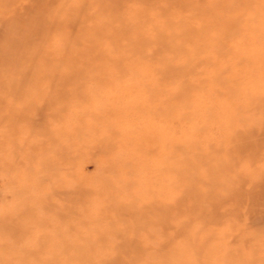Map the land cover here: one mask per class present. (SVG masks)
<instances>
[{
    "label": "rangeland",
    "instance_id": "obj_1",
    "mask_svg": "<svg viewBox=\"0 0 264 264\" xmlns=\"http://www.w3.org/2000/svg\"><path fill=\"white\" fill-rule=\"evenodd\" d=\"M177 1L0 0V264H264V0ZM207 12L235 24L193 37L218 69L172 28ZM146 76L172 98L162 179L131 156L136 121L103 123Z\"/></svg>",
    "mask_w": 264,
    "mask_h": 264
},
{
    "label": "bare ground",
    "instance_id": "obj_2",
    "mask_svg": "<svg viewBox=\"0 0 264 264\" xmlns=\"http://www.w3.org/2000/svg\"><path fill=\"white\" fill-rule=\"evenodd\" d=\"M249 1H251V0H242V3L246 4V2H249ZM176 2H177V4H179L177 0H176ZM184 2L185 1L181 0L180 4H184ZM205 14L206 15H204V16L202 15L200 17L201 22L199 23V26L196 27V29L191 28V30L186 31L187 27L185 24L177 25V26H181V29H179V30L176 27H172V28L174 29L175 32L178 33V36H177L178 39L186 40V41H189L191 43L187 47L181 46L182 47L181 50L185 51L184 56L188 57V55L191 52H195V55L193 57L194 63H196V62L199 63L200 61L206 60V61H210L218 69V64H217L218 58L224 59L228 54L226 51H221V50H214L211 52H210V50H200V45L197 48V42L196 41H198L199 39H202L206 36L203 32L200 31V30H202L201 26L204 25L203 22L209 20V17H210L209 15H212L214 17L213 18L211 16L212 17L211 22H214V23L219 22V20L221 18H223L224 23L226 22L225 23V25H226L225 29H222L220 31L219 30L215 31L217 33V35H215L217 37V40L218 39L220 40L221 37L222 38L226 37V39H227L228 37L231 36L230 34H232L233 32L230 33L228 30L229 29L232 30L233 26L235 24H233L231 22V19H230V21H228V18H227L228 15H224V16L213 15L212 12H207ZM210 30H213V28H210ZM122 32H123V30H122ZM135 32H134V36L137 39L136 36L138 35V33H135ZM199 33H200V35H199ZM209 34L211 36H214V31H213V33L210 32ZM197 35H198V37L195 38L196 39V41H195V39L193 37H195ZM149 38L151 39V37H149ZM177 47H178V45H177ZM204 53H207L206 54L207 56L204 58L200 57V54H204ZM61 55H63V54H61ZM118 57H120V55H118L117 58ZM189 62L190 61L188 59L186 64L182 63L180 65L175 66L172 64L171 61H169L166 64L168 66V68H166V71L168 72V70H169L170 73L173 74L172 76H174L175 74L180 75L186 71L193 73L192 71L194 69L191 70L192 66L188 65ZM239 68H235V70L237 71ZM72 70H74V69H72ZM76 70L79 71L78 69H76ZM245 71H248V69L244 68L243 71L241 70V71L235 72V71H231L230 67H225L219 71L220 75L217 74V76L214 78V81L222 82V81H226L228 79H231L230 77H238L240 75L243 76L247 73ZM65 74H67V73H63V75H65ZM105 75H107V72L105 73ZM146 77H145L146 79L145 78H143V79H135L134 78L133 80H135V84H130V85L128 84V85H126L127 87L118 88V91H119L118 93H112L106 98L105 101H111V102H113V104L110 108L106 109L108 117H110L111 120L108 121V119H105L106 122H103V123H106L110 127L111 125L114 124L115 121L121 120L125 116L136 121L135 123H137L136 125H137V127L139 126V129H140L139 130L137 128L138 134H140V135H139V137L137 136L135 139H133L134 147H133V151L131 152L132 153L131 156L134 157V159L140 158L142 160H145L146 165L152 163V161L156 162V165H158L156 167V171L158 172L159 178L162 179L164 176L165 167L164 168L161 167V164L166 163V159H165L166 147L169 144L168 137L165 136L167 126L165 125L164 121H163V123H160V125L154 124V123L156 121L155 119H160V120L166 119V123L168 124V122H167L168 106L167 105L169 104V100L172 98H169V95H166L164 97L161 96L162 92L164 90L166 91V89L164 87H159L158 83H156V82L154 83V81L151 82V79L149 76H146ZM103 78L104 77H102L101 79L98 78L96 83L98 85L99 84L105 85V83H107L108 81H107V79L104 80ZM205 79H210L212 81V79L208 78V77L207 78L205 77ZM103 82H105V83H103ZM192 84H194V83H192ZM195 88H201V87L199 85H197V86L193 85L192 89H195ZM134 91L136 93L132 94V92H134ZM182 91H183V89H181L177 94L176 93H172V94L174 95L175 98L179 97L180 95L183 97H186L189 94L187 92L185 93ZM127 93H128V95H127ZM142 93L144 94V96L142 95ZM169 108H171V107H169ZM195 110L197 112H200L199 111L200 109L197 107L195 108ZM205 110L210 111L209 108H207ZM206 111H205V113H206ZM188 115H189V113H186L185 111L181 112V114L179 115L180 116L179 119L187 118V117H189ZM129 131H130V134H132V130H129ZM110 134L115 136V137L121 135L120 131L117 130L116 128H112ZM105 136H108V135H105ZM101 143L106 148V145L104 144V142L101 141ZM174 143L181 145V143H179V142H172L171 144H174ZM137 152H138V154H142V155L137 156V154H136ZM152 153H155L156 155H152ZM157 155H158L159 159L157 158ZM127 163L129 164V161L125 162V164H127ZM161 182L163 184H165L163 181H161ZM157 193H158V196H164L163 191H157ZM146 200H147V198H146ZM149 204H150L149 208H151L152 206H155L154 203L151 204L149 202Z\"/></svg>",
    "mask_w": 264,
    "mask_h": 264
}]
</instances>
